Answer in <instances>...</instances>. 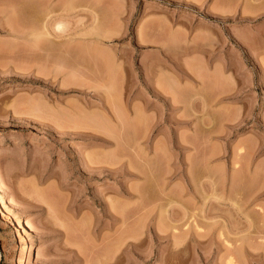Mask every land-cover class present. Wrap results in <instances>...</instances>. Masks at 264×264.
Wrapping results in <instances>:
<instances>
[{"label": "rangeland", "instance_id": "rangeland-1", "mask_svg": "<svg viewBox=\"0 0 264 264\" xmlns=\"http://www.w3.org/2000/svg\"><path fill=\"white\" fill-rule=\"evenodd\" d=\"M11 2L0 264H264V0Z\"/></svg>", "mask_w": 264, "mask_h": 264}, {"label": "bare ground", "instance_id": "bare-ground-1", "mask_svg": "<svg viewBox=\"0 0 264 264\" xmlns=\"http://www.w3.org/2000/svg\"><path fill=\"white\" fill-rule=\"evenodd\" d=\"M17 2L18 3H16V0H15L16 4H14L13 2H11L13 4H11V3L8 4L9 7H11L12 14L14 13V15L18 17V18H16L19 21L17 28L20 26L19 28L22 27L21 29H23V28L27 29L29 34H31L32 36H34L36 38V40L34 39L35 41H34V43H32V46L34 45V47L37 51L39 50L40 52H43V55L45 56V58H47L49 60V58L51 56L50 52L52 51V48H53L52 40L50 38L52 36L51 32H50L51 26L48 25V21H46L45 23L42 24L41 23L42 19L39 17L40 15L39 16H36V15L33 16V15H30V13H28V10L30 9L29 7L32 6V2L29 3L30 0H22V1L18 0ZM32 7H34V5ZM36 14H38V13H36ZM39 22L42 24V26ZM62 25L63 24H61V23H57V30H60L61 27H63ZM21 29H18V31L19 30L21 31ZM45 58L43 57V59H45ZM50 60H51V58H50ZM48 204L51 205L50 203H48ZM49 205H47V206H49ZM54 205H55V203H54ZM48 209L51 210V207H48ZM51 211L53 212V210H51ZM29 226L31 227V225H29Z\"/></svg>", "mask_w": 264, "mask_h": 264}]
</instances>
